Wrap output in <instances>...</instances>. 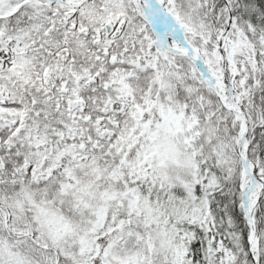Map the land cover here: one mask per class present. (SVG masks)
Instances as JSON below:
<instances>
[{"label":"snow or ice","instance_id":"1","mask_svg":"<svg viewBox=\"0 0 264 264\" xmlns=\"http://www.w3.org/2000/svg\"><path fill=\"white\" fill-rule=\"evenodd\" d=\"M0 264H264V0H0Z\"/></svg>","mask_w":264,"mask_h":264}]
</instances>
